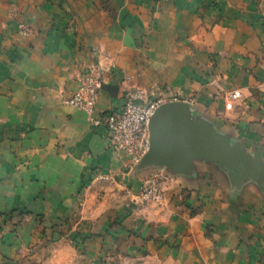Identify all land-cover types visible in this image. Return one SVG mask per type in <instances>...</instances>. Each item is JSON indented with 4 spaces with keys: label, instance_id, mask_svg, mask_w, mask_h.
<instances>
[{
    "label": "crops",
    "instance_id": "1",
    "mask_svg": "<svg viewBox=\"0 0 264 264\" xmlns=\"http://www.w3.org/2000/svg\"><path fill=\"white\" fill-rule=\"evenodd\" d=\"M90 65L118 86L94 118L141 89L190 104L264 162V0H0V264H264L256 187L234 192L196 163L168 175L159 204L140 199L159 171L131 175L104 128L62 104Z\"/></svg>",
    "mask_w": 264,
    "mask_h": 264
},
{
    "label": "water",
    "instance_id": "2",
    "mask_svg": "<svg viewBox=\"0 0 264 264\" xmlns=\"http://www.w3.org/2000/svg\"><path fill=\"white\" fill-rule=\"evenodd\" d=\"M115 100L118 86L102 84ZM148 148L132 166L131 175L162 171L172 177H190L195 164L214 166L234 192L252 185L264 195V162L258 150L248 154L241 142L222 133L207 117L182 101L166 102L147 124Z\"/></svg>",
    "mask_w": 264,
    "mask_h": 264
},
{
    "label": "built area",
    "instance_id": "3",
    "mask_svg": "<svg viewBox=\"0 0 264 264\" xmlns=\"http://www.w3.org/2000/svg\"><path fill=\"white\" fill-rule=\"evenodd\" d=\"M32 31L30 24L17 22L16 33L18 35L28 36ZM102 84L100 70L90 65L79 77L75 91L68 98L62 97V104L84 113L94 126H102L109 147L114 151H124L133 166L148 148L147 124L150 117L159 105L168 101L163 97L149 98L141 89L124 88L122 105L94 118L93 113ZM238 98V93H232L224 102V108L230 110L232 102ZM111 178V174L98 173L95 180L107 181ZM171 179L161 171L151 173L141 182L140 199L145 203L159 204L163 200L164 183Z\"/></svg>",
    "mask_w": 264,
    "mask_h": 264
},
{
    "label": "trees",
    "instance_id": "4",
    "mask_svg": "<svg viewBox=\"0 0 264 264\" xmlns=\"http://www.w3.org/2000/svg\"><path fill=\"white\" fill-rule=\"evenodd\" d=\"M58 225L60 226V223H59ZM58 225H57V226H58ZM67 229H68V227H67ZM60 234H62V232H61Z\"/></svg>",
    "mask_w": 264,
    "mask_h": 264
},
{
    "label": "rangeland",
    "instance_id": "5",
    "mask_svg": "<svg viewBox=\"0 0 264 264\" xmlns=\"http://www.w3.org/2000/svg\"><path fill=\"white\" fill-rule=\"evenodd\" d=\"M168 102H170V101H168Z\"/></svg>",
    "mask_w": 264,
    "mask_h": 264
}]
</instances>
